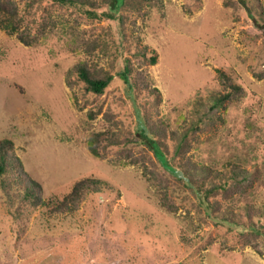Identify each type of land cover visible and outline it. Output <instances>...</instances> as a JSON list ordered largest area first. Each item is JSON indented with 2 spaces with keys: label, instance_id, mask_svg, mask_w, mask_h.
Segmentation results:
<instances>
[{
  "label": "rangeland",
  "instance_id": "rangeland-1",
  "mask_svg": "<svg viewBox=\"0 0 264 264\" xmlns=\"http://www.w3.org/2000/svg\"><path fill=\"white\" fill-rule=\"evenodd\" d=\"M17 1L27 21L52 18L56 25L30 46L0 27V141H14L42 184L46 205L28 209L19 224L0 196V264H264V252L242 244L237 229L264 225L247 215L249 204L264 206V0H123L114 19L104 15L107 0H91L96 17L76 7ZM81 32L97 40L95 54L71 50ZM139 44L157 54L156 64L149 55L140 59L157 91L133 98L120 73L128 59L139 66ZM81 60L115 75L100 100L120 127L134 129L138 114L155 126L164 121L162 149L170 157L187 137V155L197 164L219 171L241 164L239 181L213 193L214 210L146 144L131 146L145 156L140 164L124 163L115 152L92 155L88 138L103 115L91 120L93 97L83 84H67L66 73ZM218 69L246 93L213 109L223 91ZM145 167L168 178L176 212L162 205ZM86 177L105 180L111 190L90 195L73 215L56 212Z\"/></svg>",
  "mask_w": 264,
  "mask_h": 264
},
{
  "label": "trees",
  "instance_id": "trees-1",
  "mask_svg": "<svg viewBox=\"0 0 264 264\" xmlns=\"http://www.w3.org/2000/svg\"><path fill=\"white\" fill-rule=\"evenodd\" d=\"M38 1H46L66 8L76 7L92 17L98 16V13L90 8L95 6V2L91 0H28L27 7H31ZM122 2L123 0H107L111 7L104 12L105 17L114 19L115 12ZM25 13L17 0H0V27L11 35L17 34L22 43L30 46L38 41L39 36L44 37L47 35V31H53L56 23L52 18H44L41 19L42 21L31 20V18V21H27ZM72 43L71 50L73 52L84 49L89 55L95 54L94 48L98 44L96 39L87 38L86 32L84 34L81 32ZM134 55L139 61V66H134L133 61L128 59L125 69L120 73L122 81L128 87L133 98L138 96V91H148V93L154 94L157 89L152 87L150 78L145 71L141 70L140 59L149 55L151 63L156 64L158 61L156 52L148 51L147 47H141L139 44ZM218 72L223 91L215 96V101L212 104L213 109L222 106L227 101H236L246 93L244 87L235 83L224 71L218 69ZM66 75L67 84L70 87L83 84V93L93 97L94 106L89 109L88 117L95 120L99 115H103V119L99 122L101 128L92 131L88 138V148L95 157L104 159L110 153L115 152L117 155L124 156L126 160L124 163L140 164L142 159L145 160V156L141 158L134 155L131 146L146 144L164 168L169 170L175 178L183 180L200 203L205 208L212 210L216 206L215 201L211 199L215 190L218 188L227 189L231 180L239 181L242 168L240 163L234 164L235 168L232 166L233 169L232 167L226 168L225 171L217 170L212 166L213 164H197L191 156L187 155L186 146L189 145V143L185 144L187 137L181 140V144L175 148L176 155L170 157L168 151L162 149V146H167L166 140L168 139L166 134H162L165 129L162 125L166 124L164 121H161L159 126H155L152 125L149 118L138 114V122L134 129L120 127V122L115 120V114L110 109L105 110L104 101L100 100V97L106 93L115 80V75L98 63L90 64L86 60H81L74 64ZM148 161L154 164L151 158ZM141 164L145 165V162ZM154 165L156 166V163ZM227 165L229 164L226 163ZM145 168L152 174L150 181L158 185L162 205L169 211L176 212L179 206L174 200L172 189L167 185L168 178L160 175L157 169ZM228 171L229 174H227ZM255 172H258L257 167ZM258 175L262 174L258 173ZM245 179L246 176L241 179V182ZM109 189L111 190V187L105 180L86 177L74 184L72 191L55 206V211L60 214L73 215L90 195L99 194ZM0 196L13 216V221L19 224L23 221L24 213L28 209H39L46 205L42 184L31 177L26 170L23 159L18 154L14 141L10 138H3L0 141ZM247 210L248 217H256L259 222L264 221V206L249 204ZM208 215L211 217L210 214ZM221 220L227 221L230 218L225 216V218L221 217ZM261 227L256 229V226L251 228L242 225L237 229L242 244H250L258 253L263 254L264 251L261 250V247L264 246V225ZM233 229L231 225L230 230Z\"/></svg>",
  "mask_w": 264,
  "mask_h": 264
}]
</instances>
